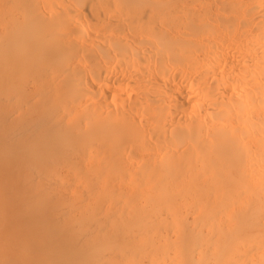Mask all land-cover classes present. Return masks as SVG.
<instances>
[{"label": "bare ground", "instance_id": "1", "mask_svg": "<svg viewBox=\"0 0 264 264\" xmlns=\"http://www.w3.org/2000/svg\"><path fill=\"white\" fill-rule=\"evenodd\" d=\"M11 260L264 264V0H0Z\"/></svg>", "mask_w": 264, "mask_h": 264}, {"label": "rangeland", "instance_id": "2", "mask_svg": "<svg viewBox=\"0 0 264 264\" xmlns=\"http://www.w3.org/2000/svg\"><path fill=\"white\" fill-rule=\"evenodd\" d=\"M14 259H15V258H14ZM14 259H13V261H14ZM13 261L11 260L10 262L12 263ZM15 261H16V260H15ZM15 261H14V262H15ZM18 262H19V261L17 260V263H18ZM12 264H13V263H12ZM18 264H19V263H18Z\"/></svg>", "mask_w": 264, "mask_h": 264}]
</instances>
